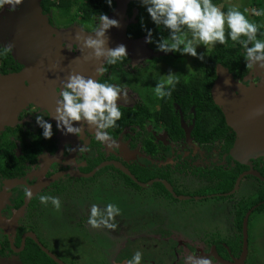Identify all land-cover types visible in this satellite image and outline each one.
Returning <instances> with one entry per match:
<instances>
[{"label":"flooded vegetation","instance_id":"af4514ba","mask_svg":"<svg viewBox=\"0 0 264 264\" xmlns=\"http://www.w3.org/2000/svg\"><path fill=\"white\" fill-rule=\"evenodd\" d=\"M82 3L83 0L81 4L79 3L76 6L82 5ZM131 3L132 2H129L127 5V17L131 15L133 8L136 9L133 5L128 8ZM113 8L114 3H112V9L107 15H110ZM81 11L77 10L76 12L78 13ZM63 12L64 11H61L62 15ZM6 13L8 12L6 11ZM41 13L47 15L49 20L53 15V13L44 12L43 10H41ZM97 16L98 15H94L90 19H93L94 22H96ZM1 20H3V17L0 18V21ZM142 38H144V36ZM73 46L69 45V47L66 48L71 56H75L72 52V50H75ZM147 47H149L153 53H159L154 44L148 43ZM200 47L202 52L206 53V58L204 61L200 62V65L185 61L182 66V58H177L175 61L168 63L167 67H162L159 62H154V59L159 58V54H150V56L145 57V59H143L137 67L131 64L128 57H125L127 61H122L121 65H115L112 69L106 70L103 74L96 75L97 80H100L102 76H108L110 79L109 83L117 87L119 86L115 83V81H113V76L116 72L121 70H128L131 74L135 75L140 69H145L151 74L159 75L161 77V81L166 78L165 74L172 71L177 78L175 88L172 90L169 97L158 98V101L155 103L146 104L141 99H137L132 105L118 104V107L125 110V112H123L124 118H128V121L116 136H112L109 133L110 141L115 142L120 140L121 133L126 130L125 142L128 144L130 149L139 147L141 151V160L147 158L149 161L152 158L157 159L162 155H164L165 158H175V153L179 152L177 145L178 142H180L184 145V148L188 146L191 147V151L195 150L198 152L196 155L198 160L199 158H203V160L208 159V155L211 153L210 151L214 149H217L218 151H225V153L228 151L229 158L233 162L231 167L235 166V162L238 161L232 159L229 154V149L232 146L233 141L236 139V134L234 130L227 125L226 118L221 107L214 102L211 94V88L214 80L216 79V65L211 71H207L205 61L207 60L210 48H203V46ZM12 49L14 50L13 47ZM160 53L163 55V52ZM8 55L10 56L9 53ZM162 55L160 54V56ZM33 58L34 57H32V61ZM9 64L10 65L6 67V72L0 71L1 77L19 72V70L23 68L21 62L12 60L11 56ZM191 64L192 66L189 68V65ZM30 66L31 65L27 67V71L30 70ZM62 66L65 67L64 65ZM49 71H52L57 79L61 78V81H66L68 75L62 70ZM247 71L240 77L232 75V78L234 80L242 79L245 77ZM147 78H149V76H147ZM203 78L209 79L208 90H206L205 87H201L200 90L202 92L207 91L211 104L207 101L208 105H206V107H197L194 103H192L193 97L191 95L194 94V92L199 93L198 89L184 90L183 88L182 90H178L180 87L179 83L182 82V79H185V81H188L189 83H193V80ZM29 79H31V76L25 78L21 84L28 83ZM258 80L259 77L255 79V83H257ZM58 82L56 81L55 84L48 87L46 86V88L38 91L36 96L32 93L33 88L35 87H32V89H29L30 95L22 97L19 96V93L24 90L20 89L21 84L14 89H8L6 87L7 85L5 86L6 82L4 79L3 81L0 79V126H2L0 129V256L10 259L9 264H25L27 260L30 261V259L36 258V254L33 250L37 249L42 252L43 256H47L56 264L58 263L51 258L48 253L61 260L64 264H69L66 260H64L59 251L57 252L55 248L49 246V241L43 239L36 228L37 224H40V222H42L43 226L44 216L56 214L58 218L62 217L60 214L52 213L50 202L47 203L49 205H46L48 208H44L45 210L40 213L39 209L42 205H44L39 202L40 195L58 197L60 203H77L78 205H81L82 203H102V194L105 186L103 175L107 176L109 180L120 178L124 184L131 185L134 188H144L146 185H149L153 189H156V192L165 195L166 193L155 187L154 183H162L167 190L166 185H164L162 181L164 180L171 185V180L169 178L170 174L177 169H181H176V166L171 168L167 164L163 169H150L149 167H146L147 165L141 164V161H138L137 158L132 159L128 154H126L127 152H124L122 145L120 147L113 145L114 150L112 148V151L109 154L104 153L102 151V143L97 141L91 132H89V135L87 134L88 137H86L85 140L78 139V144L73 146L69 141L71 140V137L75 135L62 134V131H58L56 129L55 124L52 122L54 120H52L51 116H47V112L49 111L53 113L56 107L55 101L57 95H55L52 91H60ZM244 85L250 84L245 83ZM37 88L38 87H36L34 91H37ZM31 97L33 98L31 99ZM178 98H180L182 102L179 101ZM164 101L169 103V108L172 111L173 116L177 119V124L180 129H177L173 125L169 126L162 118L141 119V116L138 117L137 111H140L142 107L146 106L153 112L158 111L164 113L163 117L166 118ZM29 102L31 103L28 104ZM210 105L216 106L222 114L224 122L223 130L225 131V134L222 133L219 137L208 139L203 142L201 138H203L204 134L209 133L214 121L215 113L214 111H210ZM37 114L45 116L43 118L52 123L51 138L44 139L40 135L41 129L35 123V116ZM197 123H201L205 129L198 132L196 130ZM158 127L161 129L159 132ZM226 132L230 135L226 136ZM226 137H230L232 139L228 150H226ZM82 145L86 146V151L80 150V146ZM152 147L155 149L154 154L150 153V149ZM122 156L126 157L128 160L123 159ZM254 158L250 160L252 169L264 178L258 168H254L255 163H257L259 167H264V163H261ZM212 160L213 159H211V161ZM157 170H160L163 173L162 177H159L160 175L157 176ZM220 170L222 172L226 171V166L221 167V164L212 163L211 167L206 170L195 167L194 170L190 169L188 173L196 175L197 178H203L208 184L211 180L214 182L221 181L224 174L221 176ZM146 171L156 174H154L153 177L147 178L148 175L146 174ZM246 171H248V166L246 167V170L239 172L238 175ZM109 176H111V178H109ZM125 177L133 181L136 186L126 181ZM244 177L256 179L255 191L258 189V181L263 182L248 173L244 174L241 179ZM241 179L233 192L231 191L234 184L228 192H202L198 195L191 194L190 197L201 200H205L208 196L229 199L234 196L233 193L238 189ZM26 189L30 190L32 193L30 198H26L24 195ZM171 190L175 193V189L171 188ZM168 192L170 193V197H174L170 191ZM176 194L177 196H180L178 193ZM90 197H92V199H90ZM184 198H189L188 194H186ZM241 200H243L241 197L236 201L233 200L227 207L226 203H223L224 208L222 214V216L224 215L223 218L225 220L227 217L232 216L233 227H235L236 234H240V248L241 224L240 229L238 230L235 224V212L238 207V203ZM263 202L264 200L259 201L248 209L251 208L252 212L256 206ZM250 214L246 223L247 243L249 222H251L253 217V215L250 216ZM218 219H221V212H219ZM236 234L228 237L226 240L234 238ZM174 235L179 237L181 236L178 233H174ZM183 253H181V255H183ZM238 255L234 257L232 264H235V260ZM222 257L225 260L227 259L224 256ZM245 259L244 262L246 264Z\"/></svg>","mask_w":264,"mask_h":264},{"label":"rangeland","instance_id":"374dc122","mask_svg":"<svg viewBox=\"0 0 264 264\" xmlns=\"http://www.w3.org/2000/svg\"><path fill=\"white\" fill-rule=\"evenodd\" d=\"M262 1L263 4H260L259 8L253 0H224L219 7L223 10V7L228 9L229 6L236 5L241 11L248 9L247 12H244L245 16L250 21L255 22L260 29L262 34L257 38L264 39V15L254 16L251 14L253 8L264 10V0ZM38 2L40 1L38 0ZM81 2L82 0H78L77 4H81ZM112 2L114 3V0ZM15 11L9 12L6 7L3 11H0V18L3 17L2 22L0 21V45L10 44L14 48L9 53L12 60L21 62L23 66L19 72L6 75L7 80L15 78L16 74L26 75L28 72L27 67L32 61V55L36 54L32 51L33 48L19 50L18 53L15 51V42L21 39L22 25L11 27L7 23L9 21L7 18ZM61 11H64L63 15ZM76 11L75 7L65 10L55 9L50 20L47 15L41 13L33 22L38 23V29H47L48 38L50 40L55 39L57 43L52 41L53 45L55 47L60 46L63 52L67 51L66 48L69 45H74L75 50H72V52L75 56L65 58L64 53H58V56H56L50 52L53 65H64L71 71L78 68L83 56L82 40L74 39V33L79 30L82 35H92L91 32L96 24L93 19L90 20L88 16H85L83 11L78 13ZM136 12L137 9L133 8L131 15L127 17L128 22H132ZM256 17L258 20L254 19ZM28 19L29 14L23 11L18 24L27 22ZM225 27L227 26L225 25ZM135 40L129 39L126 41L119 37L107 47L114 48L119 44H123L127 52L126 57L129 58L133 66L137 67L145 57L150 56L146 53L150 48L144 43V38ZM198 48L197 52L201 53V47ZM202 53L205 54L206 58V53ZM42 56H49V53ZM177 58H182V66L185 61L197 65L201 64V60H197L195 57L182 56L172 52L166 56H159V58L154 59V62H159L162 67H167L168 63L175 61ZM191 66L192 64L189 65V68ZM260 71V68L254 66L251 70L248 69L244 78L235 81L242 84H254L255 79L260 75ZM33 73L28 83L20 85V89L24 90L19 93V96H28L30 95L29 89L38 87L37 91H34L35 88H33L32 92L36 96L38 91L55 84L56 81H59L58 85L60 86L61 78L57 79L52 71L45 69L41 64H38V69ZM113 81L126 96V100H118V104L132 105L137 99H141L146 104L158 101L154 93V86L157 81H161L159 75L151 74L145 69H140L135 75L128 70H121L114 74ZM52 92L55 95L58 93L54 90ZM52 122L55 124L54 121ZM73 123L76 125L79 122ZM125 131L121 133L120 140L102 143V151L109 154L112 148L114 150L113 146H108L109 143L117 147L122 145L124 152H127L126 154L132 159L137 158L138 161H141V164L147 165L146 167L150 169H163L166 164L171 168L174 166H176V169L181 168L170 174V186L175 189V193L173 192L175 195L176 193L184 196L188 194L189 198L165 196L156 192V189L149 185L144 188H134L131 185L124 184L120 178L109 180L107 176L103 175L105 186L102 203L97 202L95 204L103 208L105 204L113 203L120 209L119 215L114 217L112 221L116 224V228L114 230L103 226L92 228L87 224L89 208L93 203H82L81 205L77 203H60L59 209L54 208L52 205L50 208L52 213L60 214L62 217L58 218L56 214H49L44 216L43 226L42 222L37 224L36 228L42 238L49 241V246L55 248L57 252L59 251L69 264H124L137 250L142 253L141 264H192V261L187 259L189 257L193 260L206 257L212 261V264H232L234 257L225 260L216 248L217 246L224 247L225 240L236 234L232 216L227 217L226 220L223 218L224 215L222 216L223 203H226L227 207L231 204V201H236L240 197L246 201L253 197L256 189V179L253 177L254 180L249 177L241 179L238 189L233 193L234 196L229 199L213 196H208L205 200L191 198V194L216 192L218 182L211 180L207 184L203 178H197L196 175H192L188 171L190 169L194 170L195 167L206 170L211 167L212 163L221 164V167H231L233 162L229 158L228 151L225 153V151L214 149L210 151L208 159L199 158L198 160L196 157L198 152L191 151V147L188 146L184 148V145L178 142L179 152H174L175 158H165L162 155L149 161L147 158L141 160L139 147L130 149L125 142ZM159 131L161 129L158 127ZM89 132L94 135L93 131L85 125L81 129L80 137L73 136L69 142L76 146L78 139L85 140ZM123 159L126 160L127 158L123 157ZM211 159L213 160L211 161ZM254 159L264 163V153L257 155ZM46 205L49 204L40 207V213L45 210L44 208H48ZM219 212H221V219H218ZM259 213L258 215L255 213L251 222H249L246 264H264V210ZM174 233L181 236H175ZM9 263L10 259L0 256V264Z\"/></svg>","mask_w":264,"mask_h":264},{"label":"clouds","instance_id":"9594fccd","mask_svg":"<svg viewBox=\"0 0 264 264\" xmlns=\"http://www.w3.org/2000/svg\"><path fill=\"white\" fill-rule=\"evenodd\" d=\"M23 0H0V11L5 7L9 12L15 11ZM111 7L112 0H104ZM147 13L150 21L157 27L167 30V37L153 40L152 29L145 28L143 17L140 19L141 29L145 32L144 43H152L159 52H169L195 57L203 61L204 53H198L197 48H211L216 44L223 45L226 41L225 25L227 26V39L238 43L242 49L245 67L251 70L254 66L264 70V39H258V27L250 21L239 10L236 5L229 6L226 11L217 6L212 0H138ZM251 14L254 16L264 15V10L253 8ZM110 27H118V21L109 18L104 13L96 17V24L91 34H83L79 30L74 33V39L82 40V46L91 50L86 59L101 61L96 67V75L103 74L105 64L113 65L127 56L126 48L119 44L114 48L107 47L106 31ZM11 45H0V55L10 53ZM163 81H157L154 93L157 98H166L171 95L175 88L177 78L172 71L165 74ZM60 91L57 93L54 114L47 112L55 121V127L62 134H72L80 137L81 129L85 125L94 133L95 139L100 143L110 141L109 129L115 128L116 122L121 118L118 100H126V96L119 87L89 76L85 77L79 73H70L66 81H61ZM35 113V112H34ZM264 113V107L256 109V115ZM42 115L35 116V123L41 129L40 135L44 139L52 136V123L45 120ZM73 122H79L74 125ZM109 147L113 144L109 143ZM80 150H87L86 146H80ZM24 195L30 198L32 193L25 190ZM177 195V194H176ZM176 195L174 197H176ZM180 195V194H178ZM183 196V195H180ZM178 198V197H177ZM41 204L51 205L59 209L58 197L40 195ZM120 209L113 203L105 204L103 208L93 203L89 208L87 224L92 228L105 227L115 229L116 224L112 222L118 216ZM248 247V245H247ZM192 264H212L206 257L192 259ZM142 253L137 250L124 264H141Z\"/></svg>","mask_w":264,"mask_h":264},{"label":"water","instance_id":"95a60500","mask_svg":"<svg viewBox=\"0 0 264 264\" xmlns=\"http://www.w3.org/2000/svg\"><path fill=\"white\" fill-rule=\"evenodd\" d=\"M132 1L136 0H114V8L110 15L107 16L109 18L117 20L118 27H110L106 31L107 46L117 40L119 37L123 38L126 41L129 39L142 40V38H129L125 34L126 26L130 22H128L126 16L127 5ZM23 11L29 14V19L27 20V22L18 24ZM10 15L11 16L7 18V20H9L7 21L9 26L19 27L22 25V32L20 36L21 39L15 42V51L18 53L19 50H29L33 48L32 51L37 55H32V57L34 58L32 63H30V70H28L26 75L20 76L16 74L15 78H13L14 80H7V76H0V79L2 81L4 79V81L6 82L5 86L7 85L6 87L8 89H14L18 85H20L25 78L30 76L32 77V75L34 74L33 72L38 69V64H41L45 69L55 71L62 70L67 75H69L70 73H79L85 77L96 76L95 69L100 64V62L103 61V58H101V61L91 58L86 59L85 57L88 56L91 51L89 49L83 48V56L76 70L71 71L60 64H52V57L50 56V52L51 54L53 53L56 56H58V53H64L65 58L71 57V54L68 51L63 52L60 46L55 47L52 41H54L55 43L57 42L55 41V39L50 40L48 38V33L46 31L47 29H38V23H33L35 18L41 15V7L38 0H23L22 4L19 5L15 13ZM132 21H134V16ZM44 52L49 53V56H42L46 54ZM146 53L152 55L162 54L160 52L153 53L151 49H148ZM216 74V79L214 80L211 88V94L213 96L214 102L219 107H221L225 115L227 125L231 127L236 134V139L233 141V144L229 149V154L233 160L248 166V171L240 173L237 176L234 182L233 189L231 191L233 192L238 186L241 177L246 173L257 177L264 182V178H262L255 170L252 169L250 161L259 153L264 152V113L260 115L255 114L258 107H264V70L260 71L259 80L257 81V83L250 85L236 83L227 69L220 64L216 65ZM1 127L2 126H0V129ZM162 182L164 183V185H166L167 190L170 191L173 196H175L171 190V186L164 180ZM176 197L184 198V196L177 195ZM250 212L251 208L245 212L242 219L241 248L238 257L235 260V264H245L244 259L246 257L248 245L246 223ZM48 255L53 258L58 264H64L61 260L57 259L52 254L48 253Z\"/></svg>","mask_w":264,"mask_h":264},{"label":"trees","instance_id":"16d2710c","mask_svg":"<svg viewBox=\"0 0 264 264\" xmlns=\"http://www.w3.org/2000/svg\"><path fill=\"white\" fill-rule=\"evenodd\" d=\"M224 0H212V2L214 4H216L217 6L223 4ZM78 0H41L40 1V7L41 10H43L44 12H49V13H53L54 9L58 8V9H70L75 7L76 10H82L84 12L85 16H88L89 19L92 18V16L94 15H98L99 13H104L105 15H107L109 13V11L112 9V5L111 7L107 6L104 3V0H83L82 5H77ZM253 2L255 4H257L256 6L259 8L260 4H263L262 0H253ZM113 3V2H112ZM135 6L137 9V13L136 16H134V21L129 22L126 26V30H125V34L127 37L135 39V38H142L143 36H145V32L141 29V24H140V19L141 17H143V24L144 27L147 28H151L152 29V38L153 40H159L160 38L164 37L166 38L168 33L167 30H164L161 27H157L155 26L149 19L147 13L145 12L144 8L142 6L139 5L138 0L136 1H132L131 4H129L128 8H130V6ZM263 8V7H262ZM226 7H223V11H226ZM255 20H258V18H254ZM91 20V19H90ZM261 31L258 28V33L257 36H261ZM225 35H226V41L225 44L220 45V44H216L214 47H211L209 49V53L207 55V60L205 61V67L207 68V71H211L212 68L217 65L220 64L224 67H226L227 71L235 76V77H240L242 76L248 68L245 67V60L242 54V49L240 47V45L238 43H235L233 41H231L230 39H227V27H225ZM170 54H164L163 55H168ZM162 55V54H161ZM160 56V55H158ZM10 61V56L8 55V53L4 54V55H0V71L2 72H6V67H8ZM122 61H127L126 58H123L122 60L118 61L116 64L113 65H108L105 64V69L109 70L112 69L113 66L115 65H121ZM100 82H108L110 81L108 76H102V78L99 80ZM182 82H180V87L178 88V90H182L184 88V90H195L198 89V92H194V94H192L191 96L193 97L192 103H194L197 107H206L207 101H209L210 103V99H209V95L207 94V91L202 92L200 90L201 87H205L206 90H208V85H209V79L208 78H203V79H195L193 80V83H189L188 81H185V79L181 80ZM180 93V92H179ZM179 101L182 102V100L180 98H178ZM190 103V102H188ZM211 104V103H210ZM164 106L166 108L165 110V117L164 113L162 112H158V111H151L148 107L144 106L140 109V111L138 112V117H140L141 119L144 118H162L163 121L167 122V124L169 126L173 125L174 127H176L177 129H180V127L177 124V119L175 118V116H173L172 111L169 108V103L167 101H164ZM211 108L210 111H214L215 115H214V121H213V126L210 128L209 133L208 134H204L203 138H201L204 141L208 140V139H213L216 137H219L223 134H225V131L223 130V116L220 113V111L217 109L216 106L214 105H210ZM121 111V118L116 122V127L109 129V133L112 136H116L117 133L122 129V127L124 125L127 124L128 118H124V114L123 112H125V110H123L122 108H120ZM218 113V114H216ZM219 115V116H218ZM202 123V122H201ZM201 123H197L196 126V130L199 132L202 129H205V127L202 126ZM230 134H227L226 132V136H229ZM232 137V135H231ZM231 138L226 137V150H228L230 144H231ZM150 153L154 154L155 153V149L152 147L150 149ZM246 165L245 164H240L238 162H235V166L231 167V168H226V171H221V176L222 174H224V176H222L221 181L218 182L217 185V190L216 192H228L231 190L234 181L238 175L239 172L246 170ZM254 168H258V170L260 171V173L264 176V167H259L257 163L254 164ZM157 176L162 177V172L160 170L156 171ZM152 172H148L146 171V174L148 175V177H153L154 174ZM159 173V174H158ZM125 180L130 182L131 184L135 185L136 184L131 181L129 178L125 177ZM259 183L257 184L258 189L254 192L255 194L253 195V197L249 198L247 201L246 200H241L238 203V207L236 209V215H235V221H236V228L239 230L240 229V224H241V219L242 216L244 215L245 211L251 207L252 205H255L257 202L259 201H263L264 200V183L258 181ZM154 186L157 187L158 189L162 190L163 192H165L166 196H169L170 193L165 189V187L163 186L162 183L160 182H156L154 183ZM205 193V192H204ZM170 197V196H169ZM228 197V196H226ZM264 210V202L261 203L260 205L256 206V208L251 212L250 216L254 215L255 213L258 214L259 212ZM217 251L224 257H226L227 259L230 257H236L240 251V234L237 233L236 236L232 239L226 240L225 241V246L221 247V246H217ZM33 252L36 254V258L34 259H30V261H26L25 264H56L55 262H53L51 259H49L47 256H43L42 252L37 250H33Z\"/></svg>","mask_w":264,"mask_h":264}]
</instances>
